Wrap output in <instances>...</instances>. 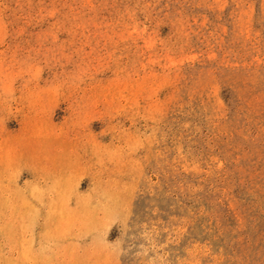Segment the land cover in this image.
I'll use <instances>...</instances> for the list:
<instances>
[{
  "label": "rangeland",
  "instance_id": "obj_1",
  "mask_svg": "<svg viewBox=\"0 0 264 264\" xmlns=\"http://www.w3.org/2000/svg\"><path fill=\"white\" fill-rule=\"evenodd\" d=\"M0 264H264V0H0Z\"/></svg>",
  "mask_w": 264,
  "mask_h": 264
}]
</instances>
